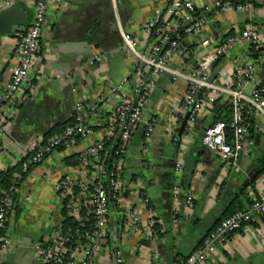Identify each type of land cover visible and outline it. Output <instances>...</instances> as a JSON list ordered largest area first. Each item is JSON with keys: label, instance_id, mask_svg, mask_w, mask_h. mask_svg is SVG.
<instances>
[{"label": "crops", "instance_id": "crops-1", "mask_svg": "<svg viewBox=\"0 0 264 264\" xmlns=\"http://www.w3.org/2000/svg\"><path fill=\"white\" fill-rule=\"evenodd\" d=\"M214 1L193 0L205 28L195 37L180 36V51L172 53V64L194 67V51L206 35L225 36L249 27L264 30V0H220L246 5L229 13L213 11ZM170 2L121 0L115 11L112 0H47L39 49L29 75L14 103H0V175L22 162L13 174L17 196L5 234L0 236L10 245L0 250V264H39L33 245L57 242L65 212L57 183L65 177L92 181L98 158L89 157V162L82 163V155L97 142L112 140L119 144L121 152L116 154V161L122 191L107 217L92 264H181L235 200L244 208L264 194V115L254 107L245 114L249 135L236 171L200 144L202 126L214 107L222 104L212 121L223 105L230 103L218 98L214 105H205L198 124L190 127L186 121L180 130L188 114L183 106L184 83L164 75H145L142 63L119 49L122 29L135 36L140 50L146 52L152 38L141 26L153 16L163 15ZM10 8L21 14L27 28L35 0H14ZM97 21L98 30L89 43V30ZM18 48L17 33L0 34V94L17 63ZM244 62L256 64V77L245 92L264 88V43L254 47L246 41L216 59L211 71L215 83L230 85L234 66ZM142 78L151 83L142 118L151 122L153 131L147 136L141 123L128 141H122L119 128L113 129L110 124L115 122L122 95H130ZM77 100L85 106L84 119L92 127V134L25 168L33 141L44 138L56 125L71 121ZM93 107L96 109L91 110ZM79 157L81 162L75 164ZM128 208L143 223L155 219L159 230L152 236L142 225L131 230L124 217ZM255 226L261 228L260 235ZM262 237L263 220L233 231L215 243L203 264H264Z\"/></svg>", "mask_w": 264, "mask_h": 264}, {"label": "built area", "instance_id": "built-area-1", "mask_svg": "<svg viewBox=\"0 0 264 264\" xmlns=\"http://www.w3.org/2000/svg\"><path fill=\"white\" fill-rule=\"evenodd\" d=\"M14 0H0V11L11 6ZM121 0H112L113 9ZM47 0H35L34 15L25 32L18 33L19 48L18 60L14 66L5 90L0 94V103H14L20 87L26 81L36 53L39 49L41 31L45 24ZM246 5H232L215 0L213 11L229 13L242 9ZM205 20L198 14L193 0H171L163 15H155L142 24L145 35L152 38L149 49L140 50L138 40L120 30L121 49L127 56L135 57L143 65V73L149 76L164 75L173 80H181L186 91L183 97V106L188 110V124L193 127L200 121V115L205 105L212 106L220 98L227 100L233 107V114L228 124L222 121H211L202 126L200 137L201 146L217 154L223 163L239 170L238 160L241 157L245 141L249 135V123L245 114L254 107L264 115V88H254L251 93L245 92L248 83L256 77L254 62L238 63L234 66L231 83L220 86L212 78L213 62L232 46L241 41L259 47L264 43V30L249 27L229 36H204L197 45V62L193 67L186 63L174 65L171 63L172 53L180 51V36H197L202 34ZM184 52L183 50L181 51ZM200 52V53H199ZM199 53V54H197ZM144 75V76H145ZM151 83L142 78L134 85L130 95H122L116 107L115 122L111 128H119L122 141H128L136 128L142 123L143 130L148 136L153 131L151 122L142 118L147 93ZM84 104L77 100L74 105L73 124L68 125L60 134L48 139L37 138L32 143V154L29 164L38 165L53 151L59 148H69L76 139H85L92 134V127L85 123ZM93 107L91 110H95ZM230 131V133L227 131ZM103 142L89 146L82 155V163L89 162V157L98 158L94 166V178L90 182L76 181L65 177L58 181L57 189L65 200L64 218H70L81 228L76 232L71 229L62 231L54 244L37 242L33 245L35 259L39 264H92L97 251L99 240L104 235L107 217L114 203L119 199L122 183L118 177V161L105 164L104 159L98 157L103 149ZM120 146L117 153H120ZM188 199L187 204H190ZM0 206V229L6 228L9 212L15 205V198L4 192ZM264 215V194L254 198L246 207L234 212L219 221L215 228L206 236L202 243L186 255L181 264H203L210 250H213L217 241L233 231L256 225ZM126 224L135 230L143 226L145 232L152 236L155 219L143 223L140 217L130 208L124 212ZM255 231L261 234V228L255 226ZM264 242V238L262 237ZM9 240L0 238V250L7 249ZM84 251V254H83Z\"/></svg>", "mask_w": 264, "mask_h": 264}, {"label": "trees", "instance_id": "trees-1", "mask_svg": "<svg viewBox=\"0 0 264 264\" xmlns=\"http://www.w3.org/2000/svg\"><path fill=\"white\" fill-rule=\"evenodd\" d=\"M231 35V34H229ZM229 35H225V36H229ZM183 36V35H181ZM233 114V107L232 105L225 103L221 109V111L217 114L216 118L214 121H222V122H229L231 117ZM75 122L74 120V116L71 119V121H69L66 124H60V125H56L51 132H49V134H47L46 136H44V139H48L50 137H52L55 134H60L64 131V129L70 125L73 124ZM62 149V148H59ZM117 150H119V144L116 143L114 144V142L112 140H109L108 142H105L103 145V149L100 150V152L98 153V157L100 159H104L105 164H110L111 162H113L114 160H116V158L119 155L117 153ZM27 159L25 158L24 161H26ZM28 161V160H27ZM26 161V162H27ZM77 161V162H76ZM74 161L75 164L78 163V161H80V157L78 160ZM81 162V161H80ZM22 163V162H21ZM20 163V165H21ZM20 165H18L17 167L20 168ZM29 169L31 167L34 166V164H29ZM17 167L15 168H9L6 171H4L1 175H0V206L3 205L2 203V199L4 197V192L8 193L9 195H11L12 197L16 198L17 194L15 191V187H14V179H13V174L15 172V170H19L17 169ZM28 169V170H29ZM117 204V201L114 203V205ZM243 209L242 205L240 204L239 200H235V202L233 203V206L222 216V218L220 220H222L223 218L232 215L234 212ZM63 215H65V212H63ZM219 220V221H220ZM260 220H263L264 222V215L261 216ZM219 221L216 223V225L219 223ZM215 225V226H216ZM7 226V225H6ZM214 226V228H215ZM63 231H67L68 229H71L72 232H76L78 230H81V228L79 226H77L76 223H74L72 221V219L70 218H64L63 221ZM5 229H0V236H3L5 234ZM154 232H157L159 230V227L157 226V224L154 225L153 227Z\"/></svg>", "mask_w": 264, "mask_h": 264}, {"label": "water", "instance_id": "water-1", "mask_svg": "<svg viewBox=\"0 0 264 264\" xmlns=\"http://www.w3.org/2000/svg\"><path fill=\"white\" fill-rule=\"evenodd\" d=\"M23 19L24 18H21V14L16 13V12L14 13V11H12V9L10 7L1 10L0 11V34H4V33L5 34H16V33L18 34V33L25 32L26 26L24 25L25 21ZM99 24H100V22L97 21V23L94 24L93 27L89 30V34H88L89 37L87 38V41H89V43L93 42V39H94L95 34H96V31L98 30ZM120 44H119V49L121 48ZM215 63H216V60L213 62L212 67L215 65ZM221 106H222V104L218 103L214 107L213 114L210 115V117L207 119L206 125L209 124L212 121V119L214 117V114L217 112V110ZM188 115H189V113L186 115L180 130H182L183 127L185 126L186 121L188 119ZM146 119L147 118H143V121H145ZM189 253H191V251H188L186 253V255H188ZM182 261H183V259H182Z\"/></svg>", "mask_w": 264, "mask_h": 264}]
</instances>
